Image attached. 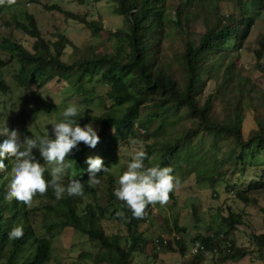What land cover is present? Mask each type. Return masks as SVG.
Wrapping results in <instances>:
<instances>
[{"label":"trees","instance_id":"1","mask_svg":"<svg viewBox=\"0 0 264 264\" xmlns=\"http://www.w3.org/2000/svg\"><path fill=\"white\" fill-rule=\"evenodd\" d=\"M112 1L116 5V14L126 19L127 29H108L102 18L89 19L87 14L64 9L59 3L45 6L62 12L68 19L83 23L93 35L107 32L114 43L113 51L97 52L92 46L75 47L79 55L74 57L66 51L71 44L69 37L59 32L54 39H46L35 14L29 11L25 13V20L14 18V21L17 28L35 38L32 49L11 36L2 37L0 50L10 54V59L16 58L20 68L13 73L11 85L3 75L10 59H5L0 53V111L5 109L1 95L11 92L12 98L16 87L21 89L36 85L37 91H32V95L42 97V88L56 80L65 86L81 87L85 96L99 98L104 112L96 115L80 111L79 115L70 118L82 127L89 123L100 126V142L95 148L80 143L66 158V163L71 166L66 169L63 178H68L69 182L78 179L85 184L83 196L65 194L64 198L57 200L49 188L46 195L37 194L41 199L39 204L28 207L15 200L10 203L5 197L12 179L13 163L10 159L4 160L6 168L0 172V264H49L54 259L55 238L68 227L87 235L99 245L97 256L89 253L83 256L95 257L98 263L131 264L134 255L143 250L147 239L142 237L146 231L141 226L147 218L137 219L129 208L117 207L119 202L109 187L106 189V205L86 201L85 197L90 193L96 197V188L88 185V173L83 175L87 158L100 156L110 171L99 173L98 178L107 176L110 185H113L112 163L123 139L144 136L146 168L171 167L174 175L177 169L184 167L180 181L197 168L199 181L206 180L212 187L218 186L231 171V168L223 170L226 163L233 169L241 164L242 169L236 171L241 176H245L247 168L264 164V119L255 116V126L245 134L247 110L243 99L234 101L232 95L239 88L243 93L244 85L235 88L233 84L234 79L238 81L243 77L237 70L236 61L230 59L231 50L242 48L251 35L264 9V0L251 1L257 11L255 16L248 13V0H234L235 9L230 13L222 10V0L180 2L174 8V20L182 47L173 49L171 58L163 51L169 33L168 0ZM188 13L201 15L205 30L189 24L185 17ZM238 13L241 18H237ZM66 55L71 59H64ZM256 57L259 63L264 60V35L259 41ZM260 67L264 71L263 63ZM94 77L106 85L105 93L98 94L95 88L88 87V82ZM211 80L213 91L204 97ZM218 94L230 100V112L222 117L216 112ZM36 103L41 106L42 100ZM185 120L193 124L179 130ZM21 131L26 136L36 137L25 127ZM200 136L203 137L201 144H194ZM206 137L211 138L210 144L204 143ZM153 139V143H148ZM225 143L230 145L227 151L224 150ZM218 150L221 157H217ZM33 154L40 163L45 162L38 149ZM43 167L46 169L45 178L50 180L48 169L52 165ZM69 182H63L64 186L67 187ZM225 183L233 197L246 204L257 202L251 194L264 190V173L241 189L239 182ZM81 205H85L83 211L80 210ZM122 209L130 215L126 221L130 238L127 247L119 233L109 235L103 225V220L109 217L125 222L117 215ZM39 212H42V232L35 223ZM194 214H198L196 208ZM218 218L217 228L209 224L205 233L198 231L191 237L188 236L189 229L180 225L179 218L175 217L170 228L178 236L168 240L165 246L185 256L194 242L204 244L205 249L193 256L190 264H204L208 260L209 264H225L253 255L264 260V231L250 233L248 246H243L235 237L244 223L243 214L229 207L228 214L218 215ZM18 226L23 227V238L9 239L11 229Z\"/></svg>","mask_w":264,"mask_h":264},{"label":"rangeland","instance_id":"2","mask_svg":"<svg viewBox=\"0 0 264 264\" xmlns=\"http://www.w3.org/2000/svg\"><path fill=\"white\" fill-rule=\"evenodd\" d=\"M38 1V2H35ZM17 0V2L11 6H0V42L3 36H11L14 39L22 42L26 47L32 49L35 38L23 30L16 27L14 18L18 20H25V13L27 11L34 13L37 19L38 26H40L43 36L50 40L54 39L59 32H64L69 39L71 44L66 47L68 54L77 57L79 53L75 47L84 48L92 46L97 52L102 51H113L114 43L108 37L107 32H102L99 35H93L92 31L89 30L83 23H78L75 20L68 19L66 16L54 9L51 10L45 5H53L59 3L64 9L78 12L82 15L87 14L89 19H103L106 28L108 29H127L126 19L116 14V5L112 0ZM185 0H168V27L169 33L167 37L166 47H164V53L169 55V58L173 55V49L182 47L180 44L178 31L175 25V7L180 2ZM234 0H222L221 6L224 13H230L234 11L235 5ZM247 8L250 15L257 14L256 8H252L251 1L248 0ZM237 18H241L242 15L238 13ZM193 26H196L199 30L203 31L204 23L201 15L195 13H188L185 16ZM6 22L8 24H6ZM264 35V9L262 14L257 18L256 25L254 26L251 35L244 42L242 48L239 50L232 49L230 52V59L236 61L237 70L243 77L242 80L234 79L233 84L235 88L244 85L243 93L239 88L237 93H232L233 100L237 101L243 99L246 107V131L245 134L255 126V116H259L264 119V71L261 69L260 64H264V60L259 63L256 57V50L259 48V41ZM172 47V49H171ZM1 55L5 59H10V54L6 51L0 50ZM66 60H70L71 56H64ZM20 68L19 61L10 59V62L3 69V75L7 81L13 85L12 75ZM94 77L91 82H88V87L95 88L98 94L105 93L107 88L106 85ZM214 83L211 80L209 85L206 87L204 97L209 92L213 91ZM37 86L27 88L16 87L13 90V97L11 98L10 93L8 95L3 94L1 97L4 101L1 103L5 106V109L0 111V128L8 127L10 130H18L19 136L23 138L24 135L21 129L27 128L29 131L34 133L36 136H42L47 134L49 131L52 135L53 123L65 122L66 118L62 115L65 109L70 104H75L79 112L82 113H94L96 115L104 112V107L100 103V99L90 95L85 96L81 87L65 86L63 82L52 81L42 88V97H36L32 95V91L36 92ZM29 90V91H28ZM31 90V91H30ZM243 97V98H241ZM28 99V100H27ZM204 99V98H203ZM216 100V112L219 117L230 112V101L224 95H217ZM9 100V101H6ZM42 100L41 106L36 101ZM107 101H110L107 99ZM37 112V114H35ZM192 121L185 120L179 126V130L191 127ZM97 130H100V126L92 124ZM82 127V126H81ZM54 138V136H53ZM7 136L0 135V143H2ZM203 137L200 136L196 139L194 144L202 142ZM150 140L148 143H153ZM204 143H211V138L206 137ZM146 148V142L144 136L131 137L128 140L123 139L120 143L118 152L114 157L113 171L117 178L116 184L111 187L115 189L119 186V177L127 170V165L131 161L132 156L137 150H143ZM230 148L229 143H225L224 150L227 151ZM37 151V149H33ZM217 157H221V151L218 150ZM211 159V158H210ZM37 160V159H36ZM38 161V160H37ZM42 166H47L45 162L41 163ZM182 169H177L174 173L176 177L181 179ZM231 171L224 177L223 181L216 187H212L208 181H199V173L197 168L191 174H188L172 193H170V199L167 205L161 206L156 204L154 214L151 215L150 220L145 224H142L143 230L146 232L145 242L143 243V250L138 254L136 253L131 260V264H179L183 259L179 251H171L167 248H159L155 243L154 238L158 236H164L170 241L173 235L177 232L173 231L170 226L175 220V217L179 218V224L186 226L188 236L194 237L198 231L205 233L207 225L212 224L217 228L219 226L218 215H227L229 207L234 211L242 213L244 216V223L240 225L239 231L235 237L240 245L248 246L249 234L252 232L264 231V190L258 193H252L251 197L257 198V202L252 201L246 204L244 201L233 197L231 193L226 189L225 181L230 183L239 182L240 189L247 187L253 178H260L264 173V164L262 166H252L247 168L245 176H241L237 173V169H242L240 164L238 168L233 167L226 163L223 170L230 169ZM185 169V168H184ZM100 183L95 185L96 197L92 193L85 197L86 201H90L94 204L106 205V189L109 187V178H98ZM225 180V181H224ZM85 186V184H84ZM171 195H174L171 196ZM43 200V199H42ZM119 204L123 203L117 199ZM41 199L38 196L34 197L33 205L39 204ZM44 202V200H43ZM45 201L44 203H46ZM85 205L80 206V210H84ZM195 208L197 209V216H194ZM42 212L36 218L37 229L41 231L40 225ZM198 218V219H197ZM168 221L170 224H168ZM103 225L108 231L109 235L119 233L123 238V244L127 247L130 238L127 225L123 220L117 218H106L103 220ZM172 230L173 232H171ZM42 232V231H41ZM143 234V235H144ZM127 238V241H126ZM100 252V247L96 242L90 240V238L82 234L81 232L73 228H65L59 232L58 236L54 240V259L49 264H105L98 263L94 258L83 256L84 253L93 254L97 256ZM234 264L232 262H226L225 264ZM240 264H264V260H259L256 255L247 256L242 259ZM107 264V263H106ZM185 264H188L185 263ZM209 264V263H208Z\"/></svg>","mask_w":264,"mask_h":264},{"label":"clouds","instance_id":"3","mask_svg":"<svg viewBox=\"0 0 264 264\" xmlns=\"http://www.w3.org/2000/svg\"><path fill=\"white\" fill-rule=\"evenodd\" d=\"M16 2L17 0H0V6L5 4L11 6ZM252 8L255 7L252 6ZM62 115L66 118V121L51 124L53 125L52 135L48 131L44 136H36L35 138L24 136L21 138L18 130H10L8 127L0 128V135L7 136V139L0 143V172L6 168L5 159H10L13 163L11 169L12 179L9 184V191L5 197L8 202L11 203L15 200L31 207L34 197L37 194L40 196L46 195L49 188L53 190L57 200L64 198L65 194L72 197L84 195V184L80 180L75 179L69 182L68 178H63L66 174V169L71 166L66 163V158L80 143L95 148L100 142V136L91 123L81 127L70 119L79 115V109L75 104H70ZM113 130L115 131V129ZM33 149H38L46 164L52 165L48 169L50 180L45 178L46 169L36 160ZM145 159H147V153L143 150H137L128 163L127 170L119 177V186L115 191L111 187L116 184L117 178L115 177L113 185L108 183L109 188L114 192L117 199L123 202L117 207L129 208L133 217L137 219L146 217L147 220H150L151 215L156 210L154 206L156 204L167 205L170 193L174 191L180 180L172 174L173 169L171 167L154 166L146 168L144 165ZM86 163L89 166L85 164L83 175L88 173L89 186H95L100 183L98 179L99 173L110 171V168L104 165V161L100 156H90L87 158ZM111 171L115 176L113 163ZM63 182H69L67 187L64 186ZM117 215L123 217L124 223L127 225L126 221L129 219V213L122 209ZM147 220L146 222H148ZM8 236L9 239L23 238V227H13ZM143 236L145 237V234ZM177 236L175 233L172 238L174 239ZM168 240L164 236L154 238L159 248H167L165 245ZM190 247L186 255H182L183 259L179 264L187 262L190 264L189 262L193 257L189 255ZM208 263H210V260L204 264Z\"/></svg>","mask_w":264,"mask_h":264},{"label":"built area","instance_id":"4","mask_svg":"<svg viewBox=\"0 0 264 264\" xmlns=\"http://www.w3.org/2000/svg\"><path fill=\"white\" fill-rule=\"evenodd\" d=\"M204 246L205 245L200 243L199 241L194 242L193 245H191V247H190L189 255H191V257H192V256L199 254L201 250L205 249ZM206 254H207V256H210V254L208 252H206ZM215 264H220V263H215Z\"/></svg>","mask_w":264,"mask_h":264},{"label":"crops","instance_id":"5","mask_svg":"<svg viewBox=\"0 0 264 264\" xmlns=\"http://www.w3.org/2000/svg\"><path fill=\"white\" fill-rule=\"evenodd\" d=\"M262 232V231H261ZM241 261V260H240ZM240 261H238V262H240ZM229 262H232V263H234V264H240V263H238V262H233V261H229ZM229 264H231V263H229Z\"/></svg>","mask_w":264,"mask_h":264}]
</instances>
